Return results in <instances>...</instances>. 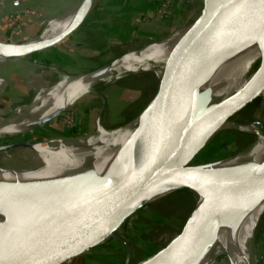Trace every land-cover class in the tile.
<instances>
[{"label":"water","instance_id":"water-1","mask_svg":"<svg viewBox=\"0 0 264 264\" xmlns=\"http://www.w3.org/2000/svg\"><path fill=\"white\" fill-rule=\"evenodd\" d=\"M93 1L78 0L76 17L71 25L51 42L10 54L5 60H37L60 45L83 22ZM177 32L182 34L160 74L152 71L151 91L147 90L150 94L134 115L121 124L134 123L135 131L125 144L113 172L99 176L89 164L47 211L40 227L25 246H21L14 257L0 260V264H86L106 241L115 237L125 220L143 204L141 201L165 183L173 186V191L186 189L196 196L203 192L210 196V200L194 223L187 227L186 222L198 201L196 197L181 230L135 264H193L215 242L226 216L239 217L264 199L263 163L247 164L229 174L210 177L202 169L195 170L219 159L194 162L222 124L235 122L236 115L264 93V70L252 89L214 105H208L207 91L190 95L186 92L201 70L236 42L249 36L264 40V0H200L193 20ZM2 42L16 43L9 38ZM119 57L86 73L103 74ZM60 113L43 120L41 125ZM252 123L263 132L261 122ZM203 129L198 142L194 143V150L186 152L185 147L188 150L192 144L188 142ZM253 134L255 139L232 156L254 143L256 133ZM43 139L47 138L31 137L8 142L0 145V153ZM54 139L49 137L46 141ZM189 170L199 176L198 184L178 179Z\"/></svg>","mask_w":264,"mask_h":264},{"label":"bare ground","instance_id":"bare-ground-1","mask_svg":"<svg viewBox=\"0 0 264 264\" xmlns=\"http://www.w3.org/2000/svg\"><path fill=\"white\" fill-rule=\"evenodd\" d=\"M73 1L74 4L70 9H66L47 21L39 36L29 38L27 42L21 44L18 42L0 43V68L8 55L45 45L66 30L76 17L75 4L78 0ZM181 34L177 32L169 39L158 42L117 63L116 59L103 74H57L54 82L35 92L30 106L25 108L17 106L14 109L17 117L6 120L0 117V140L8 138L11 142L9 137L26 132L31 133L40 127L43 120L57 114V111L67 109L77 101L86 98L100 82H110L120 75L140 71H156L160 74ZM259 51L264 56V40L259 36L245 37L236 42L229 50L201 70L199 77L188 86L187 95L207 91L208 105H214L252 89L264 70V62L257 69H253L259 57ZM23 118H34V124L24 121L14 126H4L17 123L18 119ZM224 129L256 133L257 139L254 144L236 155L197 168L195 171L202 169L210 177H220L247 164H264V133L257 126L253 123L225 122L219 127V130ZM134 131V123H128L112 130L99 127L95 134L83 136L81 139L69 138L63 141L60 139L64 138H56L47 142L38 140L30 143L29 146L14 148L18 153L17 158L2 156L0 164V260L14 257L20 251L21 246H25L40 227L47 211L62 197L72 180L89 164L94 167L99 176L112 173L121 158L125 144L131 139ZM203 132L204 129L193 137V141L188 142L192 144L188 150L185 147L186 152L194 150V143L198 142ZM184 159L183 157L182 160ZM195 171H186L178 176V179L198 184L200 178ZM173 189V186L165 183L162 187L150 192L141 203H151L171 193ZM198 196L196 212L187 227L194 223L202 208L210 200V196L203 192H199ZM263 211L264 199L250 206L239 217L232 214L226 216L221 223L215 242L193 264H205L203 263L205 259L214 257L227 248L236 249L241 246L246 236H253L255 226ZM230 264H252V257L247 259V254L244 252L241 261L235 259Z\"/></svg>","mask_w":264,"mask_h":264},{"label":"rangeland","instance_id":"rangeland-1","mask_svg":"<svg viewBox=\"0 0 264 264\" xmlns=\"http://www.w3.org/2000/svg\"><path fill=\"white\" fill-rule=\"evenodd\" d=\"M157 1L158 7L155 8L153 13L155 18L152 25L153 34L151 38L147 36V38L143 39L140 49L129 51L125 56L117 59L116 63L127 59L137 52L152 47L158 44V42L169 39L177 31L185 28L195 17L200 5V0ZM70 7L65 9H70ZM50 19L46 20L45 24ZM144 19L148 22L149 15H147V12H141L140 20L144 22ZM41 32L35 37L39 36ZM28 39L18 44L25 43ZM11 62H14V60H5L2 68H0V117L5 120L17 117V114L14 112L17 106H23L24 108L30 106L35 92L39 88L54 82L57 74H67L64 70L52 64L44 68V64L42 65V63L41 67L37 66L36 70L34 66L23 67L22 74H20L21 64L17 65V67L16 65L9 64ZM263 62V53L259 51V57L253 69H257ZM98 66L95 62H88L84 65H78L75 70L76 72L86 73ZM150 72L127 73L126 75L118 76L110 82L98 83L86 98L79 101L81 104H84V107L83 111L79 112L81 115H78L80 117L85 115V117H83V126L77 128V131L74 129V126L79 118L72 111L73 104L71 107L63 109L64 111H57L56 113L63 112L54 117L50 124L45 123L31 133L26 132L9 138H11V142L31 137L38 139H49V137L56 139L62 137L64 139L60 140L65 141L69 140V138L81 139L83 136L95 134L99 126L107 130L120 127L121 124L134 115L138 106L150 94L151 89L149 86L152 84L154 78L153 73ZM148 88L150 91H147ZM236 118L234 119L235 122L244 124L252 123L253 121L261 122L264 133V93L240 111L236 115ZM33 119H18L19 122L17 123L14 122L4 126H14L24 121L34 124ZM73 130L75 131L73 132ZM79 135L81 137H77ZM246 136H249V142L242 144L241 139ZM254 139L255 135L253 133H246L237 129L220 130L196 155L194 162H208L218 159L219 161H223L231 157L235 152L248 146ZM8 142V138L0 140V145ZM16 152L13 149L0 153V164L2 156L17 158L16 155L18 153ZM196 197L199 201V196H196L195 193L178 189L151 203L141 204L121 225L115 237L106 241L86 264H125L126 259H129L128 264H135L142 258L150 255L181 230L189 217ZM197 204L187 221L188 223L186 222V226L191 222L192 216L196 212ZM254 230L253 236H246L244 238L245 242L238 248H227L216 256L205 259L203 263L230 264L235 259L241 261L243 253L246 252L247 259L252 257V264H264V211L260 215Z\"/></svg>","mask_w":264,"mask_h":264},{"label":"crops","instance_id":"crops-1","mask_svg":"<svg viewBox=\"0 0 264 264\" xmlns=\"http://www.w3.org/2000/svg\"><path fill=\"white\" fill-rule=\"evenodd\" d=\"M72 4L73 0H5L0 3V41L9 38L19 43L35 37L46 20L58 16ZM157 4V0H94L83 22L64 42L37 60L9 64H21L20 74L23 67L34 66L36 70L41 63L44 68L55 65L68 75L83 73L76 72L75 68L88 62L99 65L91 71L97 69L124 53L140 49L143 39L151 38ZM26 10L30 13H25ZM141 12H147L148 22L140 20ZM83 107L79 101L73 105L72 111L79 118L77 127L75 122L73 125L76 131L83 126L85 115L80 117L79 113Z\"/></svg>","mask_w":264,"mask_h":264},{"label":"flooded vegetation","instance_id":"flooded-vegetation-1","mask_svg":"<svg viewBox=\"0 0 264 264\" xmlns=\"http://www.w3.org/2000/svg\"><path fill=\"white\" fill-rule=\"evenodd\" d=\"M235 119H237V118L235 117ZM234 138H235V137H234ZM235 140H236V139H235ZM241 140H242L241 143H242V144H245V143L249 142V136H246L245 138L243 137Z\"/></svg>","mask_w":264,"mask_h":264},{"label":"built area","instance_id":"built-area-1","mask_svg":"<svg viewBox=\"0 0 264 264\" xmlns=\"http://www.w3.org/2000/svg\"><path fill=\"white\" fill-rule=\"evenodd\" d=\"M5 0H0V3H3ZM25 13H30L28 10L25 11Z\"/></svg>","mask_w":264,"mask_h":264},{"label":"trees","instance_id":"trees-1","mask_svg":"<svg viewBox=\"0 0 264 264\" xmlns=\"http://www.w3.org/2000/svg\"><path fill=\"white\" fill-rule=\"evenodd\" d=\"M184 190H186V189H184ZM187 192H191V191H189V190H186Z\"/></svg>","mask_w":264,"mask_h":264}]
</instances>
